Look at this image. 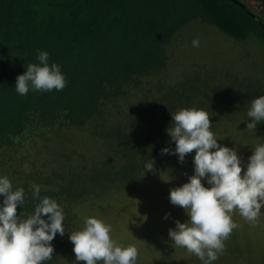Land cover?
<instances>
[{"label": "trees", "instance_id": "1", "mask_svg": "<svg viewBox=\"0 0 264 264\" xmlns=\"http://www.w3.org/2000/svg\"><path fill=\"white\" fill-rule=\"evenodd\" d=\"M238 1L0 0V177L7 176L13 190L24 189L18 214H30L39 202L33 184L41 198L61 205L65 235L53 239V258L44 264H70L69 235L85 207L107 215L109 195L135 190L146 165L158 168L178 157L161 154L175 149L166 132L171 114L203 109L213 132L264 95V0H257L259 9ZM205 27L255 42L262 52L260 77L226 70L210 84L211 72L203 68L202 75L199 62L193 71L184 67L180 56H193L182 51L185 42ZM37 50L61 66L66 85L20 95L16 78L39 63ZM174 58L181 63L175 75ZM259 125L264 130V121ZM38 143L46 156L23 167L35 159L29 152Z\"/></svg>", "mask_w": 264, "mask_h": 264}, {"label": "clouds", "instance_id": "2", "mask_svg": "<svg viewBox=\"0 0 264 264\" xmlns=\"http://www.w3.org/2000/svg\"><path fill=\"white\" fill-rule=\"evenodd\" d=\"M194 47L199 40H193ZM38 51V64H28L26 72L16 78L15 90L26 95L33 91H60L66 85L61 66L49 64L48 53ZM251 122L247 129H256L264 121V95L255 98L247 112ZM172 126L166 129L175 149H161V154L177 155L184 163L187 154L195 152L194 174L182 186L171 188L172 205L185 210L189 219L175 221L168 235L177 247H183L211 264L224 250L223 241L238 225L233 222L234 210L255 224L264 207V145L257 146L248 158L246 170L235 148L221 146L210 131L208 112L197 108H182L171 114ZM152 164L146 165L152 171ZM202 180H206V187ZM33 198L38 200L30 214L20 212L25 202L23 188L13 190L7 176L0 177V264H44L53 258V239L65 235V215L55 199L40 197V186L31 185ZM170 214H166L167 218ZM43 217H47L44 219ZM111 226L95 217L86 218L82 230L74 231L69 239L74 245L76 262L85 264H135L138 250L134 245L117 246L110 236Z\"/></svg>", "mask_w": 264, "mask_h": 264}, {"label": "rangeland", "instance_id": "3", "mask_svg": "<svg viewBox=\"0 0 264 264\" xmlns=\"http://www.w3.org/2000/svg\"><path fill=\"white\" fill-rule=\"evenodd\" d=\"M247 1L254 8H260L257 0ZM192 34L199 40L198 47L190 43ZM192 34L182 51L193 56L184 58L182 54L181 63L193 71L194 63L199 62L201 68L199 72L202 75H206L207 72L203 68L211 72L207 78L210 84H213L214 78L215 81L221 79L226 70L260 77L262 52L255 42L242 43L217 29L206 27L199 28ZM179 61L177 58L173 59L170 73L175 75L178 69H181ZM247 112H234L233 119L224 120L219 130L213 131L218 144L235 148L244 170L254 149L264 145V130L259 123L256 129L246 128L247 123L251 122ZM39 145L40 143L30 147L29 154L35 159L25 160L23 167H29L30 161L38 164L44 159L46 154H41L44 150L40 151L42 145ZM194 155L195 152L187 154L184 163H180L177 157L167 161L164 166L152 168V171L145 170V175L135 190L126 192V195L121 192L112 194L105 199L104 204L110 207L107 215L102 214V211L85 207L81 212L80 225L75 231L83 229L86 218L95 217L111 226L110 236L117 246L134 245L137 248L135 264H154L161 256L169 258L164 260V264L171 263L170 257H174L173 259L180 264H203L197 261L198 258L193 253L183 247H177L168 235L169 228H175L176 220L183 223L189 219L184 209L171 204L169 195L171 188L187 183L188 178L194 174ZM202 183L209 187L206 180H202ZM166 214L170 215L165 218ZM231 216L238 227L234 228L230 236L223 241L230 249L226 253H218L217 264H264V207L255 224L243 218L238 209L234 210ZM73 248L74 245L69 258L70 264L76 260ZM97 264L103 262L98 261Z\"/></svg>", "mask_w": 264, "mask_h": 264}, {"label": "water", "instance_id": "4", "mask_svg": "<svg viewBox=\"0 0 264 264\" xmlns=\"http://www.w3.org/2000/svg\"><path fill=\"white\" fill-rule=\"evenodd\" d=\"M234 2H236V3H240L238 0H233Z\"/></svg>", "mask_w": 264, "mask_h": 264}]
</instances>
